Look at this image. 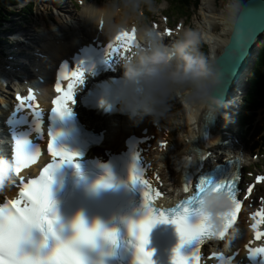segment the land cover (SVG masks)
Returning a JSON list of instances; mask_svg holds the SVG:
<instances>
[{
	"label": "snow or ice",
	"instance_id": "6c2138e0",
	"mask_svg": "<svg viewBox=\"0 0 264 264\" xmlns=\"http://www.w3.org/2000/svg\"><path fill=\"white\" fill-rule=\"evenodd\" d=\"M137 29H120L111 41L106 45L105 54L115 55L126 59L134 47H139L137 42ZM171 35V33H168ZM67 80L66 88H62L60 81ZM83 72L79 65L74 70H69L66 65L62 66L57 74L55 91L58 95L52 100L53 117L63 119L71 114L69 102L74 104V92L82 83ZM21 101L19 107H24V101L33 100L31 92L28 97H17ZM130 106H131V102ZM33 109L32 104L27 105ZM32 114L39 123L43 113L33 109ZM37 131L39 128L37 127ZM47 151L52 157L49 163L40 173L38 179H33L24 185L20 192V200H10L0 207V264H102L100 260L93 258V253L99 250V243L117 245L118 233L115 229L106 228L99 222L88 226L84 220L77 216L71 222V235L63 234L62 227L53 211L54 201L51 197L50 184L52 173L62 163H73L78 155L63 147H57L56 138L60 132L48 130ZM25 140H15L14 159L11 162L12 173H19L35 161L38 154L36 147L30 151L25 149ZM134 156V160H135ZM143 172L135 166L130 170L129 180L133 184L141 185L143 197L144 215L139 221H125L128 244L132 248L133 264H154L152 252L145 249L148 243L149 232L156 223H171L175 225L179 236L180 245L192 242L195 247L191 254V261L179 250V245L173 251L172 264H200V246L206 240L213 238L223 240L228 230L236 223L241 203L236 196V184L234 181L212 185L210 182L199 184L191 196L181 200L174 208H157L153 201L162 193L156 191L149 182L142 179ZM189 191L185 184L184 192ZM209 192H221L227 195L232 202V209L225 215L222 228L214 231L206 222V217L200 212L202 197ZM261 217L254 223L255 230L258 223L264 222V211L255 213ZM171 216V218H169ZM189 217H194L190 221ZM33 231L39 234L38 241L33 239ZM264 233L255 232L256 239ZM31 244L32 247H27ZM249 260L260 259L264 264V247H248Z\"/></svg>",
	"mask_w": 264,
	"mask_h": 264
},
{
	"label": "bare ground",
	"instance_id": "6f19581e",
	"mask_svg": "<svg viewBox=\"0 0 264 264\" xmlns=\"http://www.w3.org/2000/svg\"><path fill=\"white\" fill-rule=\"evenodd\" d=\"M48 1L52 3L54 7H56V11L54 12V14L58 16V18H56L53 21L54 25L56 26L55 31H57L58 33H64L65 31L67 34L72 33V38L67 41V44L70 46V51L75 46L78 45L75 42V39L77 36L86 37V38L94 37L95 30L90 29L88 27V24L90 25L91 20L94 19V17H97V18L106 17L107 19H110L111 15L115 16V19L113 21L114 24L112 25L105 24L104 28L102 29V32L104 34L112 33L116 25L130 24L132 21H134L133 17H129L125 19L122 15V9L119 7L115 11H112V9L107 7L106 5L91 6L87 4L86 6H84V9L81 12L71 13L70 11H68L67 5L64 3L63 0H62L63 2H61V0H48ZM215 1L216 0H203L202 1L203 8L199 10V12L204 11L205 13L203 15L209 19L207 20L208 21L207 23L209 25L208 28H205V33L203 32L201 34V39H203L205 43H207L208 45H211L212 47V51H211L212 57H211V54L209 56L210 61H211V65L208 66L209 70L214 68L215 65L212 66V64L215 63V60L219 56V53L223 51L224 47L228 45L230 41V35H231L233 23L239 12L240 7L244 3V2L235 3V5L231 3V5L227 7L225 10L215 14L214 13ZM43 5L49 6L50 4L47 1H45ZM15 13L21 14V10L19 9ZM47 13H49V11H47ZM140 14L141 13L139 12V15ZM133 16L135 15L133 14ZM216 19L219 21H223L222 22L223 27L220 32L212 33L214 27L216 26V22H215ZM19 33H22V31L20 30ZM47 34L53 35L55 37L54 33L47 32ZM25 36L29 37L30 34L26 32ZM56 39L58 40V38ZM259 40L261 41V43H263V40H264L263 34L260 35ZM256 44H257V41L254 43L251 55L250 57H248L249 59L247 58V60L242 65V68H241L242 71H240L241 72L240 80L238 79L235 82L232 95L225 101L224 107L221 108L220 115L217 118V125L215 126V128H218V130H220V128L222 127L221 131L223 133L227 132L229 123H231L230 117L232 116L231 113L233 112V109H236L238 107L240 97L237 95L246 89V80L250 74V69H251L248 63L255 56V45ZM218 46H221L220 52L216 50ZM235 61L238 62L239 60L235 59ZM200 83H203L201 85V88L198 86V84ZM196 84L197 85H193V86H181V87L178 86L177 90L182 89L183 91L182 95L176 92L177 93L176 95L178 96L180 100H184L185 98V100L188 102L189 108L187 110V114H184V112L182 114V120L184 124L186 125V128H184L182 137H184L185 140L186 138H188L190 141L192 139L194 140L197 137L198 132H196L194 129V123L197 122L198 120L200 109L204 108V106H206L208 102L206 99L207 97V76H206V82L204 81L202 82L201 80H199L196 82ZM210 112H212L213 118L215 119L216 114H217L216 111H214V109L211 108ZM147 122L148 120L145 118L143 120V123L137 126L136 123H134V121L129 122L126 119L115 121L112 125V136L114 137V139L112 140V143L115 142L116 138H119L129 133L131 130H133L134 125H136L137 127H140L143 124H146ZM110 124H111L110 122L104 121L101 123V126L104 129H108L110 128ZM0 135H1L0 139H2L3 143L6 140L9 142L10 136L7 134V131H5V129L2 127L1 124H0ZM179 139H181V137H179ZM189 146H190V143L184 146L174 147L175 150L171 154L170 162L169 160H167V165H168V169L170 173V181H171L172 187L176 185L177 181L180 178V175L176 168L179 166V162L181 158L184 156ZM216 147H217V151H226L225 144L217 143ZM15 175H18V173H15Z\"/></svg>",
	"mask_w": 264,
	"mask_h": 264
},
{
	"label": "clouds",
	"instance_id": "9594fccd",
	"mask_svg": "<svg viewBox=\"0 0 264 264\" xmlns=\"http://www.w3.org/2000/svg\"><path fill=\"white\" fill-rule=\"evenodd\" d=\"M157 37L152 29L141 30L139 39L146 46L134 47L121 64L122 105L131 111L153 116L166 106L178 86H193L202 78L189 53L196 43L195 33L187 32L174 46V52L167 46L158 45ZM11 178V162L0 158V187ZM231 209L232 202L224 193L209 192L202 197L200 212L214 231L221 230L225 215Z\"/></svg>",
	"mask_w": 264,
	"mask_h": 264
},
{
	"label": "water",
	"instance_id": "95a60500",
	"mask_svg": "<svg viewBox=\"0 0 264 264\" xmlns=\"http://www.w3.org/2000/svg\"><path fill=\"white\" fill-rule=\"evenodd\" d=\"M263 32L264 0L246 1L235 18L230 41L215 61L209 76L208 98L211 103L222 105L232 95L234 82L240 80L242 65L249 57L254 43L257 41L259 44Z\"/></svg>",
	"mask_w": 264,
	"mask_h": 264
},
{
	"label": "rangeland",
	"instance_id": "374dc122",
	"mask_svg": "<svg viewBox=\"0 0 264 264\" xmlns=\"http://www.w3.org/2000/svg\"><path fill=\"white\" fill-rule=\"evenodd\" d=\"M45 1L46 0H34V5H35V8L33 9L34 11H33L32 15H31V17H28L26 19V21H25V23H27V22L30 23V26H27V25H25L22 22L21 15H18V13H16V16L15 15L13 16V18L16 19L15 21L20 22L21 25L23 26V28L27 29V30L25 29L26 32H29L30 34L34 35L35 32L33 30H39V31L43 30L44 29V24H46V26H48L50 31H55L56 26L54 25L53 21L56 18H58V16L54 15L53 12H51V10H50V13L48 14L46 11L44 12L43 9H41V6L46 7V6L43 5L45 3ZM63 1L61 0V2H63ZM117 1H120V3H124L126 0H117ZM158 1L161 4L163 3V1H161V0H158ZM241 2H243V0H233L232 1V3L234 5H235V3H241ZM64 3L66 4L65 1H64ZM234 5H232V6H234ZM19 7L20 6H18V8L15 9V12H17L19 10ZM70 12H72L71 9H70ZM164 13L166 15H168L169 17H171V18H175L176 16H178L177 10L175 9L174 3L172 1L168 2V6L165 9ZM204 13H205L204 11L203 12L200 11V12L196 13V15H193V13L191 12L190 15H189V20L191 21V23L193 21V25L199 31L200 35L203 32L205 33V28H208V26H209L208 23H207L208 22L207 20H209V19L206 16L203 15ZM215 22H216V26L214 27L212 33L220 32L222 27H223V23H222L223 21H219V20L216 19ZM12 25H13V23H11V24L0 23V26H1L0 27V31L2 29L4 30V32H2L0 34V44L3 43L4 39H1V38L5 37L6 33H9V32H13L14 33V32H19L20 30H22L20 28L10 29ZM220 25H222V26H220ZM7 29H8V32L6 31ZM8 35H10V33ZM200 41L204 42L203 39L200 40ZM17 47L18 46H14V43L12 41L11 46H8V49L6 50V55L1 56L0 67H2V66L4 67V65L7 63V56H8V54L10 52H17V53L21 52L19 49H17V50L14 49V48H17ZM209 49H210V51H212L211 45H209ZM216 50L220 52L221 51V46H218ZM207 52H208V46H206V52L204 54V57L206 58V60H209V54ZM211 57H212V52H211ZM205 76L206 75H201V77H202L201 81L202 82L204 81ZM202 84L203 83H200V84H198V86L201 88ZM195 85H197V84L195 83ZM180 90H177V91L183 92L182 89H180ZM176 94L177 93H173L171 95L170 103H171V106H172V108L174 110V116L176 117V119H178V117L181 116V113L183 114V111L179 114V109L182 108L184 110V114H187V110H188L189 107H188V102L185 100V98H184V100H180ZM234 111L235 110H233V112L231 113L232 114V116L230 117L231 123H229L228 130H227L226 133L223 134V137H222V141L224 142V144L227 147H229V149H231V145L230 144H232V145L236 144V140L239 139V142H241L240 137H239L241 134L240 133L238 134V132H237L238 135H236V128H233V125L235 124V121L232 123V119L231 118L233 117ZM180 124L184 125V123H182V122H180ZM232 132H234V133H232ZM235 137H236V140H234ZM178 138H179V136H178ZM259 138H261V135L254 136L253 139H255L256 141L257 140L259 141Z\"/></svg>",
	"mask_w": 264,
	"mask_h": 264
},
{
	"label": "trees",
	"instance_id": "16d2710c",
	"mask_svg": "<svg viewBox=\"0 0 264 264\" xmlns=\"http://www.w3.org/2000/svg\"><path fill=\"white\" fill-rule=\"evenodd\" d=\"M20 1L21 0H0V23L9 24L13 16H16L15 9L20 6ZM26 1H28V7L25 10L31 11L33 0ZM21 13H23V10H21ZM260 57V61H262L264 58V47L261 49Z\"/></svg>",
	"mask_w": 264,
	"mask_h": 264
}]
</instances>
